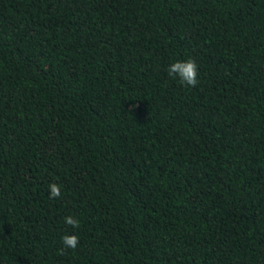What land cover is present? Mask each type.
<instances>
[{"label":"trees","instance_id":"obj_1","mask_svg":"<svg viewBox=\"0 0 264 264\" xmlns=\"http://www.w3.org/2000/svg\"><path fill=\"white\" fill-rule=\"evenodd\" d=\"M0 264H264V0H0Z\"/></svg>","mask_w":264,"mask_h":264},{"label":"clouds","instance_id":"obj_2","mask_svg":"<svg viewBox=\"0 0 264 264\" xmlns=\"http://www.w3.org/2000/svg\"><path fill=\"white\" fill-rule=\"evenodd\" d=\"M168 76L172 79H178L180 84L185 87L195 88L198 83V65L195 60L176 61L168 68ZM62 195L60 187L53 183L50 185V197L60 198ZM65 224L73 229H79L80 221L74 217H65ZM63 247L59 254H66L67 250L75 251L79 246V237L75 234H67L62 237Z\"/></svg>","mask_w":264,"mask_h":264}]
</instances>
